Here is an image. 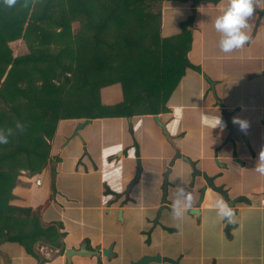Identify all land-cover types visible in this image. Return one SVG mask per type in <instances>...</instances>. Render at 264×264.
<instances>
[{
    "label": "crops",
    "instance_id": "obj_1",
    "mask_svg": "<svg viewBox=\"0 0 264 264\" xmlns=\"http://www.w3.org/2000/svg\"><path fill=\"white\" fill-rule=\"evenodd\" d=\"M256 3L251 41L225 53L213 22L227 0L161 2L159 36L184 38L190 67L157 114L92 119L79 136L74 131L86 119L60 122L48 167L34 175L22 171L11 204L38 212L42 229L55 225L62 245L29 240V254L19 242L0 241V264H132L156 254L161 259L147 264H264V176L253 169L264 151V0ZM233 117L247 120V129L241 131ZM182 156L236 200L232 223L215 215V201L224 196L209 187L203 194L206 181ZM139 160L141 176L127 194ZM178 184L199 214L172 216ZM83 245L99 254H75L69 261L66 251Z\"/></svg>",
    "mask_w": 264,
    "mask_h": 264
},
{
    "label": "trees",
    "instance_id": "obj_2",
    "mask_svg": "<svg viewBox=\"0 0 264 264\" xmlns=\"http://www.w3.org/2000/svg\"><path fill=\"white\" fill-rule=\"evenodd\" d=\"M162 1L0 5V127H12L9 143L0 145V241L19 242L29 254V240L62 245L55 225L42 229L38 212L11 204L21 172L34 175L48 167L59 122L157 114L181 81L191 65L189 45L159 36V13L151 9ZM194 19L182 24L183 33ZM21 39L25 47L15 57L9 44ZM116 83L127 84L124 101L102 104V88Z\"/></svg>",
    "mask_w": 264,
    "mask_h": 264
},
{
    "label": "clouds",
    "instance_id": "obj_3",
    "mask_svg": "<svg viewBox=\"0 0 264 264\" xmlns=\"http://www.w3.org/2000/svg\"><path fill=\"white\" fill-rule=\"evenodd\" d=\"M17 0H0V5L12 8ZM254 5L258 7L256 0H227L221 13L216 16L213 27L220 34L218 46L222 52L230 53L235 49L242 48L251 41L249 29L250 18L254 13ZM232 122L239 126L241 131L248 127V121L240 117H233ZM218 124L224 125L219 120ZM12 136V127H0V145L9 143ZM255 172L264 176V151H261L253 166ZM192 196L182 184L177 185V197L171 204V214L180 219L186 212L193 210ZM215 215L227 223H232L235 217L233 207L224 199L215 201Z\"/></svg>",
    "mask_w": 264,
    "mask_h": 264
},
{
    "label": "water",
    "instance_id": "obj_4",
    "mask_svg": "<svg viewBox=\"0 0 264 264\" xmlns=\"http://www.w3.org/2000/svg\"><path fill=\"white\" fill-rule=\"evenodd\" d=\"M206 79L209 80V78L205 75ZM210 81V80H209ZM223 113L227 116V119H228V122H229V119H230V116L228 114V112L226 110H223ZM155 122H157L158 124L159 121L157 119V116H154L153 117ZM92 119H86L84 120L82 123H80L78 125V127L76 128V130L74 131V134L73 136H79V132L80 130H82L84 127H86V125L92 123ZM164 134L167 136V132L165 130V127L164 125L160 124ZM229 127L231 130H233L232 128V125L230 124L229 122ZM182 160L187 162L188 164H190L193 168V171H194V174L195 175H202L204 180L206 181L207 183V186L203 189L202 193L204 194L206 188H212L213 190H216L217 192L221 193L224 198L226 200H228V202L230 203V205L232 207L235 206V203H236V200H231L229 201V198H228V195L227 193L220 187H217L214 183V178L212 177H209L206 173H202L200 172L197 167H196V162H194L191 158L189 157H185V156H182ZM170 172V170L168 169L167 173L165 174V181H164V184H163V193L164 195L166 194L167 192V176H168V173ZM141 173H142V165H141V162L140 160L138 161V170H137V175L135 177V179L130 183V185L128 186L127 188V191L126 193L129 194L133 188V186L136 184V182H138L140 176H141ZM190 213H196V214H199V210L198 209H193V210H190ZM84 255V256H92V255H98L99 252L98 251H90L86 248V245H83L80 249H74V250H67L66 251V257L69 261H71V258L73 255ZM103 255H105L106 257H110V255H112V248H109L108 250H104L103 251ZM161 257L159 254H156L154 256H144L143 258H141V260L137 261V262H133L132 264H147L149 260H160ZM172 263L173 264H179L178 261L176 260H172Z\"/></svg>",
    "mask_w": 264,
    "mask_h": 264
},
{
    "label": "rangeland",
    "instance_id": "obj_5",
    "mask_svg": "<svg viewBox=\"0 0 264 264\" xmlns=\"http://www.w3.org/2000/svg\"><path fill=\"white\" fill-rule=\"evenodd\" d=\"M160 11H161V7H159V5L158 6H154L151 9V12H153L154 14H158V13L160 14ZM72 26H73V30H74L75 33H78L80 31V29H81L80 23L78 21H74L72 23ZM23 42L24 41L21 39V40L15 41V42H11L9 44L12 47L13 51H14L13 53H14L15 57L20 55V54H22V51H23V49L25 47ZM37 45H39L38 42H37ZM35 47L38 50V46H35ZM125 87H127V84L124 85V84H121V83H116V84H113V85H109V86L103 87L102 90H101V93H100V101H101V103L106 105V106H114V104H116L115 102L117 100L121 101L123 99V97H124L123 88H125ZM102 92H104V93H102ZM112 93H115V95H114L115 97L114 96L110 97V95ZM103 97L105 99H103ZM116 97H118V98H116ZM59 124H60V122H59ZM129 133H131L130 130H129ZM132 139H133L132 142H134L135 141L134 136H133ZM37 248H38V246H37ZM41 249L42 248H40V250Z\"/></svg>",
    "mask_w": 264,
    "mask_h": 264
},
{
    "label": "flooded vegetation",
    "instance_id": "obj_6",
    "mask_svg": "<svg viewBox=\"0 0 264 264\" xmlns=\"http://www.w3.org/2000/svg\"><path fill=\"white\" fill-rule=\"evenodd\" d=\"M133 132V130H132ZM174 160H171V164L173 163ZM168 169L170 170V168H167L166 172L164 173V180H163V184H164V181H165V174L167 173ZM163 184H162V188H163Z\"/></svg>",
    "mask_w": 264,
    "mask_h": 264
},
{
    "label": "built area",
    "instance_id": "obj_7",
    "mask_svg": "<svg viewBox=\"0 0 264 264\" xmlns=\"http://www.w3.org/2000/svg\"><path fill=\"white\" fill-rule=\"evenodd\" d=\"M41 181H42L41 177H38L37 180H36L37 184H40Z\"/></svg>",
    "mask_w": 264,
    "mask_h": 264
}]
</instances>
